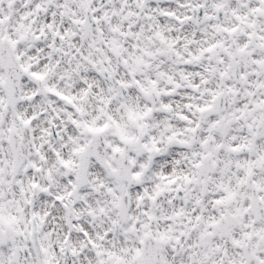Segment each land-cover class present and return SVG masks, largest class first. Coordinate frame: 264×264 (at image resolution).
Segmentation results:
<instances>
[{"label": "snow or ice", "instance_id": "6c2138e0", "mask_svg": "<svg viewBox=\"0 0 264 264\" xmlns=\"http://www.w3.org/2000/svg\"><path fill=\"white\" fill-rule=\"evenodd\" d=\"M0 264H264V0H0Z\"/></svg>", "mask_w": 264, "mask_h": 264}]
</instances>
